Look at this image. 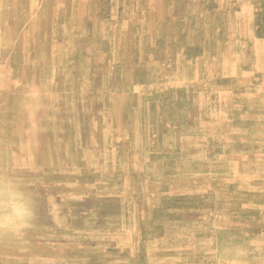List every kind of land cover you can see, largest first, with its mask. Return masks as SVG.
I'll return each instance as SVG.
<instances>
[{"label":"rangeland","instance_id":"obj_1","mask_svg":"<svg viewBox=\"0 0 264 264\" xmlns=\"http://www.w3.org/2000/svg\"><path fill=\"white\" fill-rule=\"evenodd\" d=\"M12 181L0 264H264V0H0Z\"/></svg>","mask_w":264,"mask_h":264},{"label":"clouds","instance_id":"obj_2","mask_svg":"<svg viewBox=\"0 0 264 264\" xmlns=\"http://www.w3.org/2000/svg\"><path fill=\"white\" fill-rule=\"evenodd\" d=\"M4 207L6 211L0 215V231L8 232L13 235H22L27 229L32 227L35 219V208L32 196L25 190L24 186L18 181H12L5 186ZM242 253L227 255L224 264H231L239 259Z\"/></svg>","mask_w":264,"mask_h":264},{"label":"bare ground","instance_id":"obj_3","mask_svg":"<svg viewBox=\"0 0 264 264\" xmlns=\"http://www.w3.org/2000/svg\"><path fill=\"white\" fill-rule=\"evenodd\" d=\"M3 51V50H2ZM27 51H29V50H27ZM22 66H23V64H22ZM87 69V68H86ZM54 73V72H53ZM22 74H23V72H22ZM22 77H23V75H22ZM53 77V76H52ZM40 79V78H39ZM43 79V78H42ZM16 81V80H15ZM21 81V80H20ZM43 82V81H42ZM47 82V81H46ZM29 90V89H28ZM35 96V95H34ZM26 106H27V104H26ZM22 109V108H21ZM118 111V110H117ZM22 114V113H21ZM38 120V119H37ZM20 121V120H19ZM26 121H27V119H26ZM29 121V120H28ZM23 123V122H22ZM19 124H21L20 122H19ZM38 126V125H37ZM37 126H36V128H37ZM27 127V126H26ZM23 128H25V127H23ZM22 128V129H23ZM24 130V129H23ZM22 131V130H21ZM22 134V133H21ZM92 138V137H91ZM3 140V139H2ZM25 144H22V146H24ZM69 147V146H68ZM34 148V147H33ZM24 150V149H23ZM33 150V149H32ZM33 153V152H32ZM27 155V154H26ZM33 156V155H32ZM131 156V155H130ZM45 157V156H44ZM28 158V157H27ZM43 158V157H42ZM129 158H131V157H129ZM44 159V158H43ZM111 159V158H110ZM23 160H26V159H23ZM23 160L21 161V163L23 162ZM36 161V160H35ZM23 164V163H22ZM28 164V163H27ZM36 165V164H35ZM46 165V164H45ZM149 166V165H148ZM101 174V173H100ZM113 176V175H112ZM137 210V209H136ZM91 213V212H90ZM63 228V227H62ZM40 243V242H39ZM49 244V243H48ZM54 245V244H53ZM104 249V248H103ZM34 255H36V254H34Z\"/></svg>","mask_w":264,"mask_h":264}]
</instances>
